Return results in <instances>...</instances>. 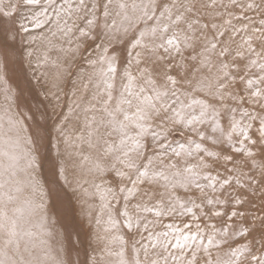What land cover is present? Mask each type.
<instances>
[{"label": "rangeland", "instance_id": "rangeland-1", "mask_svg": "<svg viewBox=\"0 0 264 264\" xmlns=\"http://www.w3.org/2000/svg\"><path fill=\"white\" fill-rule=\"evenodd\" d=\"M228 1L224 0L223 2L215 0L214 2V0H208L205 2L201 8L205 5L204 9H206L207 6H209L207 8L209 9L211 6L210 10L212 11L213 9L215 13L213 15L209 14V17L201 22V25L204 32L209 33L206 40L209 41V38L212 40V37L216 35V32H211L213 30L219 32L217 35L218 37L222 35L224 41L229 43L239 38V35H242V37L244 35L243 38L247 35L245 34L246 30H240L239 28L238 31L234 29L232 32H227V29H229V26H231L234 21L232 14H229L236 11L240 16H250V19L249 16H246L248 18L247 25L249 29L255 27L253 30L256 32V35H247L249 38L244 39L245 47L240 50L242 53H247L249 50H251V52L254 51L253 58L248 59L242 66L246 71H249L248 76H250V82L247 80L245 74V76L236 77L233 71L227 73V77L231 81H238V85L233 91L234 93H218V90L215 91L206 88L199 90L198 93H205V96L201 97L204 98L205 107H207V109L205 110V107L201 108L198 102L197 106L192 108L194 109L192 114L191 100L181 97L180 95L183 93H175L174 91H172V93H158L159 101L162 102L160 110L158 111H162L163 109L161 108H165L163 104L165 103L164 101L167 100V96L169 97V104L172 103V110L176 112L174 114H177V116L174 117L173 114V116L164 117L162 114V112L165 113L164 111L153 113L152 117L159 121L155 123L153 119V121L148 122L149 126H146V131L150 132L154 138L148 135L142 136L134 147L128 148L127 150L125 149V151H120L121 154L114 149V144L121 141V139H118L113 133L116 128L113 123L115 110L118 109V104L121 103L117 100L115 101V105H113L114 107H112L113 109H108L109 107H107L104 112L102 111V113H100V118H98L102 120L99 121V123H101H98L96 127H91L89 125L90 123H88L87 118H89L90 115L89 117L85 115V125L82 123L77 131H65L60 134L58 129L56 130L55 128L58 120H61L60 123H64L72 113V109L70 107L67 109L66 107V99L72 98V105L78 104L79 106L84 89L86 90L88 87L89 90L97 93L102 90H99L94 84H92V87L88 86L87 77L85 81L76 80V70L83 62V51L87 47L90 48L93 42V39H91L92 36H89L92 35L93 32L90 28H86L84 31L81 30L86 33L84 34L86 37L83 40L81 48V50H83L79 53V57L74 58V62L71 64L60 62L59 65L66 70L65 81L60 93L61 100H53L48 107L45 106L47 103L44 101V98L38 93V87L41 93H46L47 86L44 85L43 87L42 84L35 82L33 79L28 78L26 74H22L19 71L25 60V55L19 46V40H11L5 33L0 35V114L4 121V123L0 124V142H2L0 146L5 148L6 144H10V138H15V144L18 148L16 151L18 150L19 154L18 158H14V162L10 160V166H2L4 169L0 172V180L4 184H7L9 181V184L3 189V198H16L18 199L17 201L22 203H25V201L27 203V201L32 199L30 203L33 207L31 206L30 216L36 221L39 220L40 227L47 228V234L45 236L35 233V236L32 235L29 237L33 247L30 250V252H32L31 258L33 259L31 260L33 264H45L42 258L48 257V260L51 261L52 256L58 258L60 261L58 262L57 260L58 264L62 262V264H89L91 258V260H94V257H98L99 253H97L96 250L89 249L90 238L95 245H98L103 238V236H100L98 233L94 237L90 234V229L91 227L94 228V224L85 222L82 218H70L67 216L69 210L72 211L74 207L79 206V203L72 202L68 199V189H66L62 177L57 172V150L54 148L57 145L64 146L71 139L83 143L82 140L84 137L90 138L91 141H89V145H85V147L78 146L72 149L63 148L61 151L64 152L65 150L69 152L71 150L72 153L78 154V150L82 151L83 148L86 149L89 147V155L90 157L92 156V160L88 163L87 176H83L84 181L81 183V192L84 194L83 196L85 198H90L91 188L99 186L98 188L102 193L103 202H107V206H110L109 209L106 207L103 208V213L108 212L112 216H115V219H113L115 223L111 220V225L113 226L110 227L108 222L109 225H105V228H109V231L113 229L116 234H112L111 232V235L109 234L110 236L107 235V237L109 236V239L113 240L112 245H114V247H119L121 250L124 248V252L128 255L131 254L129 258L131 264H136L135 260L132 258L138 256V252L141 253V248H135L137 242L134 241V238H138V236L143 237L142 233L144 234L146 230V224L149 221L150 214L153 218H159L160 216L161 220L167 219L168 217L170 218L171 216L174 221L183 223V227L189 226L188 223L193 220L196 221L195 227L189 230L191 231L190 235L186 236L187 233L184 234L181 240L184 245H188L195 250V252L190 254V258L193 261H198V258H202L203 255L208 254L206 260L210 264L213 262L214 258L216 264H264V127L262 126L264 124V94L257 93L254 96H248L247 93L254 92H251L248 88L243 89V87H248L252 84L264 86V18L260 14L257 15L259 11L250 9V6L255 4L254 1L259 0H250V6H248L247 3L241 5H239L240 3H236L239 5L238 6L235 2V5H233L231 0ZM163 2H166L167 5L165 8H162V14H170L171 10L169 7L171 4H175L176 0H172L171 3L170 0L149 1L151 5H157V7ZM109 3L110 2H103V6L100 8L98 7V11H107L110 8ZM201 4L195 2L194 6ZM215 5L217 7H215L216 9L212 7ZM197 6L195 9H197ZM105 7H107V9ZM262 7L264 8V4ZM201 10L202 12L204 11L203 9H200V11ZM158 12L159 9L155 8L145 19L139 20L136 25H133L129 33L132 34L145 24L153 23ZM255 12L257 13L255 14ZM226 14L231 18L226 16ZM223 15L226 16V18ZM212 16L216 20L211 18ZM9 18V16L5 17L0 11L1 26L8 22H10L11 25L14 24L13 19L8 21ZM222 18L224 19L223 21ZM261 21H263L262 24L256 26V23H260ZM95 22L96 26L106 25L100 16L96 18ZM217 22L219 24L223 22V25H219L218 27ZM254 23L256 24L255 26H253ZM83 26H85V24ZM220 26H222V28ZM88 27L91 26L88 25ZM211 33H214L213 36ZM217 36L216 38L214 37L212 41L215 39L216 42ZM124 40L125 39H122V42H124ZM198 44L199 43L195 45ZM193 46L182 47V49L183 51L189 52L194 49ZM210 48H212V46ZM206 51V54H209L208 48L202 50V53ZM114 52L118 54L117 57L119 58L124 55V51L119 44L106 48L103 56L111 57L110 55ZM220 55L222 54L220 53ZM220 55L218 56L221 59ZM113 60L116 61L117 59ZM221 60H224L223 62L225 63L228 61L230 63L233 61L237 63L232 57H226ZM98 61L100 62V60ZM182 61L183 59L178 56H172L164 62H166V64L169 63V65H174ZM84 63L87 66L91 64L90 62ZM225 63H218L220 67H215V63L211 61L199 63L197 65H201L204 70L209 73L218 68L225 73L223 66ZM193 67L194 65L188 64L186 70ZM112 69L116 73V65L110 70ZM114 71V76L112 78L115 77ZM102 72L104 73V71ZM102 76L103 74L100 73L99 78L101 79ZM243 82L245 84H242ZM73 85L79 87V92L74 91L71 95L69 89H71ZM198 93L189 94L194 97L198 96ZM115 94L116 93H104V95L110 99L111 103L116 97ZM147 96L150 97L148 94ZM196 113H199V115L204 114L203 117L199 116V118L205 120V129L209 134L206 135L205 131L198 133L199 130H196L197 132L194 130H192L193 132L186 131V124L184 123H194L191 115ZM181 114L183 116H181ZM246 115L251 117L248 118ZM254 118H256V120ZM251 121H254L253 130L256 131V138L262 141V143L255 140L249 143H241L243 138L241 125H250ZM5 122L9 126L8 130L4 127ZM144 122L145 121H140L141 124H144ZM237 125L241 127H236ZM141 127L144 128L145 126ZM224 127L228 128L224 129ZM82 130L87 135H82ZM7 137L9 138L5 140ZM124 138H126V136ZM2 139H4V141H2ZM102 144L107 146L104 150L100 147ZM26 149H28V151H26ZM147 153H151L152 155L148 157ZM220 153H224L223 156H221L222 159L218 158L217 161L213 162ZM145 157L148 158L146 159ZM120 158L132 159L129 164L130 166L125 168L124 171H119L113 166L115 162L122 163ZM259 160L263 163L261 164L262 169L254 171V173L259 175L257 178L255 174L253 175L251 172L254 169V163H257ZM97 161L100 166L99 164L97 165ZM236 161L240 163L237 167L233 164V162L235 163ZM202 162H204V168L199 169L198 164ZM141 164L145 166L152 165L153 168H157L156 172L154 173V171L147 170V172L134 178L135 172L137 173V166ZM208 164L212 167L207 168ZM93 166L97 168V171H101L98 173L95 181L94 179L91 180L93 173H91L89 169ZM111 168L113 169L111 170ZM110 171L113 172L110 173ZM66 172L69 173V171ZM214 173L215 175L217 173H222L225 176L224 181L215 178L213 176ZM173 176L175 177L172 178ZM32 177L34 180L31 179ZM99 180H101V182ZM258 180L261 181L260 185L257 182ZM149 182L155 183L156 186L151 184L153 188L142 189L143 183L146 184ZM103 183L105 186L102 185ZM119 183H121L124 188L127 186L124 192L121 186H119ZM76 187L78 188L77 184ZM29 189L34 190H32V192ZM140 201L143 203L151 201L153 204L151 203L144 207L138 205L137 202ZM94 205L96 206V203H94ZM4 206L7 207V204L3 202L0 203L1 211ZM174 211H178L179 213L176 215ZM124 215L130 217L127 222L123 219ZM131 215H133L134 218ZM8 216L9 215L2 214L0 218L6 219ZM132 219L133 222L131 221ZM101 224L97 223L98 227H100ZM206 228L208 231H206ZM201 229L203 231H201ZM35 230H39V228L35 227ZM169 231L178 234L182 229L173 231L166 228L165 234L169 233ZM183 231L185 232V230ZM88 233L90 235H88ZM118 233H121L122 237L118 236ZM199 236H201V238L198 239L197 237ZM95 237H98L97 239L99 240L97 244L96 242L98 240ZM121 238H123V242H121ZM168 239L169 237L165 236L159 239L161 247H166L168 245ZM72 241H74V245L71 244ZM134 242L135 244H133ZM120 243L123 244V247ZM175 243L177 242L175 241ZM18 245L20 246V243H18ZM39 245H41V247L45 245L52 256H50V254L48 256L47 253L43 254V252L39 253L37 249H35L39 247ZM5 249L4 246H0V255ZM209 250L213 252V257H210L211 260L209 259ZM33 253L35 255L34 257ZM58 254H61L63 258L59 257ZM71 256L74 257L73 262ZM165 264L184 263L180 260L169 259V262Z\"/></svg>", "mask_w": 264, "mask_h": 264}, {"label": "bare ground", "instance_id": "bare-ground-1", "mask_svg": "<svg viewBox=\"0 0 264 264\" xmlns=\"http://www.w3.org/2000/svg\"><path fill=\"white\" fill-rule=\"evenodd\" d=\"M149 1L152 0H0V11L4 14L5 17H10L8 21H10V19H13L14 21V24L12 25L10 24V22H8L7 24L4 23L2 26L0 25V35H3L5 33L11 40H19V46L21 47V50L25 55L24 63L20 67L19 71L22 74H26L28 78L33 79L35 82L42 84L43 87L44 85L47 86L45 91L46 93H41L38 87V93H40L39 95L44 98V101L47 103L45 106L47 107L53 100H61L60 93L65 81L66 70L59 65L60 62L62 61L64 64H71L72 62H74V58L79 57V53H81V51L83 50H81L83 45L82 43L86 37V35H84L86 33L82 32L81 30L84 31L86 28H90L93 31L92 35L88 34L89 36H92L91 39H93V42L90 48L87 47L83 51V62L76 70V80L85 81V78L87 77L88 86L92 87V84L96 85L99 90L102 89L101 92H99L101 94L89 90L86 86L87 88L83 91L82 100L80 98L81 102L79 103V106L78 104L72 105V98L66 99V107L67 109H69L68 107H70L72 109V113L64 123H60L61 120H58L55 128L56 130L58 129L60 134L61 132L65 131H77L80 125L82 123L84 124L85 115H87L88 117L90 115V117L87 118L88 123H90L89 125L91 127H96L99 121L102 120L99 119L100 113H102V111L104 112L105 108L107 107H109L108 109H113L112 107H114L113 105H115V101L117 100L121 103L118 104V109L115 108L116 110L113 118V123L115 124L116 128L113 133L116 137H118V139H121L120 142L114 144L115 151L120 153V151H125V149L127 150L128 148L130 149L134 147L137 142H139V139L142 136L148 135L149 137H153L150 132L146 131L148 122L153 121V119L155 120L153 121L155 123L159 121L158 119L152 117L153 113L164 111L165 113L162 112L164 117L173 116V114L176 113L172 110V103L169 104V97L167 96V100L164 101L165 103L163 104L165 108H161L163 110L158 111L160 110V107L162 105V102L159 101L158 93H172V91H174L175 93H183L180 95L181 97L191 100L192 114L194 112V109L192 108L196 107L198 102L201 108H204L206 106L204 98L201 97L205 96V93H198L199 90L206 88L213 89L215 91L218 90V93H230L236 89L238 81H231L227 77V73L233 71L236 77L246 75L247 80L250 82L251 79L250 76H248L249 71H246V69L242 66L245 62L248 61V59L253 58V50L256 49H253V52H251V50H249V52L247 53L240 52V50L245 47L244 39L249 38L247 35H256V32L253 30L255 29V27L251 28V30L247 25L248 18L246 16L249 15L242 14L243 16H240V14L235 10L234 13L229 14H232V18H234V21L232 25L229 26V29H227V32H232L234 29H237V31L239 29L246 30L245 34L247 35L245 36V38H243L244 35L243 37L242 35H239V38L228 43L224 41L222 35H220L219 37L217 36L219 32L212 30L211 32H216V35L214 37L216 38L217 36V39L215 42V39L214 41H212L214 37H212V40H210L211 38H209V41L206 40V37L209 33L204 32L201 25V22L207 19L209 17V14L213 15L215 13L213 9L212 11L210 10L211 6L209 9H207L209 6L204 9L205 5L203 6V8H201V6L208 0H176L175 4H171V6L169 7L171 11L170 14L167 13V15L162 14L161 12L162 8H165V6L167 5L166 2L160 3L157 7V5H151ZM171 1L172 0H170V3ZM220 1L224 2V0ZM231 1L233 5H235L236 3H240L239 5L247 3V5L250 6L249 2L251 4V1L253 0ZM103 2H110V8L105 12L98 11V7H102ZM195 2L202 4L198 6L196 5L197 9H195ZM254 3L255 4H253V6H250V9L259 11V13L255 12V14H260L264 18V8L262 7L264 4V0L254 1ZM216 5L212 7L216 9ZM105 8L107 9V7ZM155 8H158L159 12L153 23L145 24L144 26L139 27L138 30L130 34L129 31L132 29V26L136 25L139 20L145 19L146 16H148ZM200 9H203L204 11L202 12V10L200 11ZM99 16L104 20V23H106V25H95L96 18H99ZM226 16H228V14H226ZM226 16L224 17L226 18ZM228 17L231 18L230 16ZM211 18L214 19L213 16ZM223 18L222 21L225 19ZM262 22L263 21H261L260 23H256L257 25L254 23L253 26H259L260 24H262ZM84 24L85 26H83ZM88 25L91 27H88ZM219 25H223V22L222 24L218 23V27ZM220 27L222 28V26ZM122 39H125L124 42H122ZM197 43L199 44L195 45ZM119 44L124 51V55H122L121 58L117 57L118 54L116 52L111 54V57L103 56L106 48ZM186 46H193L194 49L189 52L183 51L182 47ZM211 46L212 48H210ZM206 48H208L209 54H206L207 51L202 53V50ZM218 52H220L223 56ZM218 55L221 56V59L232 57L236 60L237 63H235L234 61L230 63L228 61L230 58L227 60L229 64L228 62L225 63L226 60L224 59L225 62H223L224 60H221ZM172 56H178L179 58L183 59V61L174 65H169V63L166 64V62L164 61H167ZM113 59L117 60L114 61ZM98 60H100V62ZM207 61L215 63V67L219 66L218 63H225L223 64L225 73L224 71H220L219 68L209 73L206 72L201 65V67L197 65L199 63H205ZM84 62H90L91 64L87 66ZM188 64L194 65V67L186 70ZM114 65H116L117 71L115 73V71L112 69L115 73V77L112 78L114 75L113 71L110 69ZM102 71H104V73ZM100 73L103 74L101 79L99 78ZM242 84L245 83L243 82ZM244 88H248L249 90H251V92H254L247 93L248 96H254L257 93L264 94V86L252 84L248 87H243V89ZM74 91L79 92V87L73 85V87L69 89V93L71 95L74 93ZM104 93H116L114 101L111 103L110 99L106 97ZM189 93H198L199 95L192 97ZM147 94L150 95V97H148ZM206 109L207 107H205V110ZM175 116H177V114H174V117ZM181 116L183 115L181 114ZM199 116L203 117L204 114H193L191 115V117H193L194 123H184L186 124V131L193 132L192 130H199L198 133H200L201 131H205V134L207 135L209 133L205 129V120L202 118L200 119ZM247 117L250 118L251 116ZM254 119L256 120V118ZM140 121L145 122L144 124H141ZM254 121H251L250 125H241L243 135L241 143H249L254 140L262 143V141H259L256 138V131L253 130ZM2 123H4V121L0 114V124ZM141 126L145 127L142 128ZM241 126L237 125L236 127L240 128ZM262 126L264 127V124ZM4 127L7 128V130L9 129V126L6 122ZM227 128L228 127H224V129ZM81 133L82 135H87L85 132H83V130L81 131ZM125 136L128 139L124 138ZM8 138L9 137H7L5 140H7ZM2 141H4V139H2ZM89 141H91L89 137H84V139L82 140L83 143H81V141L78 142L71 139L64 146L55 145L56 147H54L55 150H57V172L62 177V181L66 185V189H68V199L72 202L79 203V206L74 207L72 211L69 210L67 216H69L70 218H82L85 220V222L94 224V228L91 227L90 229V234L93 235V237L97 233L100 236H103L100 242L97 239L98 237H95L98 240L96 244L99 242L98 245H95L90 238L89 249H94L99 254L98 257L96 256L97 258L94 257V260H91V258L89 264H131L129 259L131 254L128 255L126 252H124V248L123 250H121V248L119 247H114V245H112L113 240L109 239L111 232L112 234H116V232H114L113 229L112 231H109V228L106 229L105 225L107 226L110 224V227L113 226L111 225V220L112 222H114L115 220L113 221V219H115V216H112L108 212L103 213V208L106 207L107 209H109L110 206H107V202H103L102 193L98 188L99 186L97 187L93 185L94 187L91 188L90 192L91 195H89L90 198H85L83 196L84 194L81 192L80 187L81 183L84 181L83 176H87L86 172H88V163H90L92 160V156L90 157L89 155V147H87L86 149L83 148L82 151L78 150V154L72 153L71 150L69 152L65 150L64 152L61 151V149L63 148L72 149L78 146L85 147V145H89ZM15 143L16 139L10 138V144L5 143V148H2V146H0V172H2V169H4L2 168V166H10V160L14 162V158L19 157L18 150L16 151V149L18 148ZM100 147L102 148V150H104L107 146L102 144V146ZM26 151H28V149H26ZM147 154L148 157L152 155L151 153ZM223 154L224 153H220L216 157V160H213V162L217 161L218 158L222 159L221 156H223ZM148 157L145 158L147 159ZM120 159L122 160V163L115 162L113 166L119 171H124L125 168L130 166L129 164L132 159ZM261 160H259L257 163H254V169L251 172V174H255V177L257 178L259 177V175L257 173H254V171L262 169L261 164L263 162H261ZM98 164L99 163L97 161V165ZM203 164L204 162L198 164L199 169L204 168ZM233 164H235V167H237L240 163L236 161L235 163L233 162ZM211 167L212 166L208 164L207 168ZM89 169L91 170V173H93L91 180L94 179L95 181L97 179L98 173L101 171H97V168H94V166L90 167ZM112 169L113 168H111V170ZM156 169L157 168H153L152 165H138L137 173L135 172V175L133 177L136 178L142 173L147 172V170L154 171L155 173ZM66 171H69V173H67ZM111 172L113 171H110V173ZM213 176L215 178H218L220 181H224L225 176L222 173H217L216 175L214 173ZM174 177L175 176H173L172 178ZM31 179H33V177ZM4 180L8 181L7 179ZM99 181L101 182V180ZM153 182H149L146 184L143 183L142 189L153 188L151 184H154L156 186V184ZM257 182L260 185L261 181L258 180ZM8 184L9 181L7 184H4L0 180V203H6L8 207L7 208L4 206L2 211L0 210V215L2 216V214H6L10 216H8L9 218L6 217V219L0 218V246H4L6 248L0 255V264H33L31 260L33 259L31 258L32 252H30L33 247L29 240V237L32 235L35 236V233L45 236L47 234V228L45 229V227H40L39 220L36 221L30 216V209L33 207L30 203L32 199L30 201H27V203L26 201L25 203H22L20 201H17L18 199L16 198H3V189ZM76 184L78 185V188L76 187ZM102 185H104V183ZM119 186H121L123 192L127 187L126 186L124 188L121 183H119ZM29 190L32 191L34 189ZM94 203H96V206L94 205ZM137 203L140 206L146 207L152 202L150 201L143 203L142 201H140ZM178 213V211H174V214L177 215ZM131 216L133 217V215ZM129 218L130 217H128L127 215H124L123 217L126 222L129 220ZM159 218H153L150 214L149 221L146 224V230H143L144 234L142 233L143 237L138 236V238L136 237L137 240L136 238H134V241L137 242L135 248H141V253L138 252L137 254L139 255L132 258L135 260L136 264H165L169 262V259L177 261L180 260L184 264H210L206 260L208 254L203 255L202 258H198V261L191 260L190 254L192 252H195V250H193V248L188 245H184L181 241L184 234L187 233L186 236L190 235L191 231L189 230L190 228L195 227L196 221L193 220L188 223L189 226L183 227V223L174 221L171 216L170 218L168 217L164 220H161V218ZM131 221L133 222V219ZM97 223L102 224L101 226L99 225L100 227H98ZM35 227H38L39 230H35ZM166 228H169L173 231L176 229H182V231L178 232V234L172 231H169V233L165 234ZM183 230H185V232ZM201 231L203 230L201 229ZM206 231H208L207 228ZM90 234L88 233V235ZM107 235L109 236L107 237ZM118 236L122 237V234L118 233ZM164 236L169 237L170 241L168 239V245L166 247H161V245L159 244V239H161L162 237L164 238ZM197 238L199 239L201 238V236ZM122 239L123 238H121V242H123ZM175 241L177 243H175ZM135 242L133 244H135ZM18 243H20V246L18 245ZM71 244L74 245V241H72ZM35 249H37L39 253L43 252V254L47 253L48 256L49 254L50 256H52L45 245L42 247L41 245H39V247ZM208 253L210 254L209 259L210 257H213V252L211 250H209ZM34 256L35 255L33 253V257ZM58 256L62 257L61 254H58ZM73 258L74 257H72V262ZM42 259H44L45 264H58V258H56V256H52V262L48 260V257H43ZM58 262L60 261L58 260ZM211 264H216L215 258Z\"/></svg>", "mask_w": 264, "mask_h": 264}]
</instances>
